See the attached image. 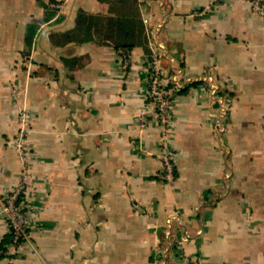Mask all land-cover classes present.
Returning <instances> with one entry per match:
<instances>
[{
  "label": "crops",
  "instance_id": "1",
  "mask_svg": "<svg viewBox=\"0 0 264 264\" xmlns=\"http://www.w3.org/2000/svg\"><path fill=\"white\" fill-rule=\"evenodd\" d=\"M53 1L0 0V205L24 169L23 110L31 220L15 246L0 221V264H264V15L251 0ZM80 12L132 14L144 44L125 64L73 34ZM154 31L165 74L192 78L165 131L171 181L159 122L139 118Z\"/></svg>",
  "mask_w": 264,
  "mask_h": 264
},
{
  "label": "built area",
  "instance_id": "2",
  "mask_svg": "<svg viewBox=\"0 0 264 264\" xmlns=\"http://www.w3.org/2000/svg\"><path fill=\"white\" fill-rule=\"evenodd\" d=\"M46 2L49 8L57 11L64 7V3L62 2L53 0H46ZM251 9L253 12L264 15V0H251ZM143 22L147 26L148 20L146 18L143 19ZM149 49V53L146 55L148 81L146 92L147 101L139 118L142 125L148 122L147 116H151L159 122L163 131L162 151L160 154L163 177L171 181L173 179V157L165 145V131L170 122V109L173 104L176 90L185 82L192 80V78H181V72L179 70L175 71V73L169 77L164 73L161 66V58L165 54V46L154 37H149ZM121 58L125 64L130 60L129 54H122ZM210 83L211 88H216V85L212 82ZM223 107L222 105V111L224 110ZM18 114V123L20 127L11 139V145L18 152L20 159L23 161L24 169L15 187L4 193L0 205V221L7 225L11 235V244L13 246L20 244L21 240L26 237L28 228L31 226L30 205L27 198L24 197L30 184V176L27 172L28 131L26 128L29 120L26 111L21 110ZM180 264H195V260L185 257Z\"/></svg>",
  "mask_w": 264,
  "mask_h": 264
},
{
  "label": "trees",
  "instance_id": "3",
  "mask_svg": "<svg viewBox=\"0 0 264 264\" xmlns=\"http://www.w3.org/2000/svg\"><path fill=\"white\" fill-rule=\"evenodd\" d=\"M92 31L98 34L101 42L110 43L121 49L122 54H129L135 46L143 45L145 40L142 23L132 14L131 16L101 18V16L88 15L83 12L78 13L73 34L83 40L90 38ZM33 32L34 27L29 26L28 43Z\"/></svg>",
  "mask_w": 264,
  "mask_h": 264
},
{
  "label": "rangeland",
  "instance_id": "4",
  "mask_svg": "<svg viewBox=\"0 0 264 264\" xmlns=\"http://www.w3.org/2000/svg\"><path fill=\"white\" fill-rule=\"evenodd\" d=\"M152 30V29H151ZM159 35H158V33L157 32H151L150 33V38L151 37H154L155 39H157V41L159 42L160 41V43L161 44H163L164 45V43L162 42V39H161V37H158ZM165 46V45H164ZM178 70V68H176V71ZM165 73V72H164Z\"/></svg>",
  "mask_w": 264,
  "mask_h": 264
}]
</instances>
